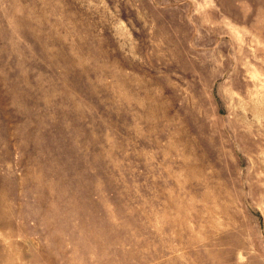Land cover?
I'll list each match as a JSON object with an SVG mask.
<instances>
[{"label":"rangeland","instance_id":"374dc122","mask_svg":"<svg viewBox=\"0 0 264 264\" xmlns=\"http://www.w3.org/2000/svg\"><path fill=\"white\" fill-rule=\"evenodd\" d=\"M0 264H264V0H0Z\"/></svg>","mask_w":264,"mask_h":264}]
</instances>
